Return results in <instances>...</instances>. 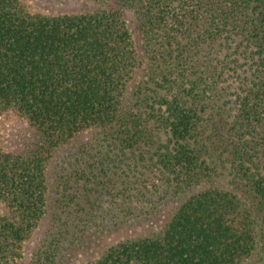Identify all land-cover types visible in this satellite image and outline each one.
Masks as SVG:
<instances>
[{
	"label": "trees",
	"instance_id": "trees-1",
	"mask_svg": "<svg viewBox=\"0 0 264 264\" xmlns=\"http://www.w3.org/2000/svg\"><path fill=\"white\" fill-rule=\"evenodd\" d=\"M86 1L0 0V264H25L51 165L27 264L110 210L88 264H264V0Z\"/></svg>",
	"mask_w": 264,
	"mask_h": 264
},
{
	"label": "rangeland",
	"instance_id": "rangeland-1",
	"mask_svg": "<svg viewBox=\"0 0 264 264\" xmlns=\"http://www.w3.org/2000/svg\"><path fill=\"white\" fill-rule=\"evenodd\" d=\"M32 5L36 9H40L47 12H64V11H78L86 8V4L90 7H94L97 4H90L86 0H31ZM6 143L9 148L17 151H24L30 141L33 140L34 134L30 131L28 126L19 120L9 121L7 127L4 130ZM88 137L90 134H87ZM68 152V150H66ZM55 166L51 165L50 170L48 171V178L51 187V192L49 195V214L41 224L39 230H37L35 237L32 242L28 243L26 248V257L25 264L30 257L31 249L37 244V241L43 236V234L48 229L50 223V217L55 209L54 200L56 194L55 191ZM113 213L108 211L106 216L103 218V221L100 225H90L91 228L87 229L88 238H82L81 242L75 244L68 243V246L64 249L62 256L58 260V264H88L91 261L97 252L98 243L100 245L99 235L96 234L97 230H100V234L106 233L104 236L107 240L112 239L116 236H119V230L107 232L106 228L112 225L113 223ZM96 221H99L97 219ZM104 229V230H103ZM105 240V241H107ZM251 264V263H248ZM260 264V263H259Z\"/></svg>",
	"mask_w": 264,
	"mask_h": 264
}]
</instances>
